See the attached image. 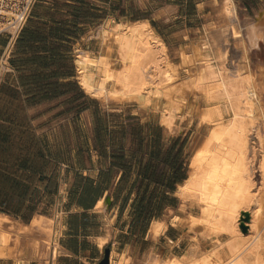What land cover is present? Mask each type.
Masks as SVG:
<instances>
[{
  "label": "crops",
  "instance_id": "1",
  "mask_svg": "<svg viewBox=\"0 0 264 264\" xmlns=\"http://www.w3.org/2000/svg\"><path fill=\"white\" fill-rule=\"evenodd\" d=\"M182 1L36 0L15 36L0 34V214L21 239L0 264H99L107 247L111 256L127 246L141 251L151 240L154 216L138 227L135 202L147 201L138 192L151 182L146 166L152 169L154 140L165 146L166 132L158 122L153 135L151 120L87 94L77 79L76 48L97 55L99 40L86 37L100 24L134 21L137 9L169 20ZM140 18L152 23L154 16ZM42 216L56 221L55 259L35 248Z\"/></svg>",
  "mask_w": 264,
  "mask_h": 264
},
{
  "label": "bare ground",
  "instance_id": "2",
  "mask_svg": "<svg viewBox=\"0 0 264 264\" xmlns=\"http://www.w3.org/2000/svg\"><path fill=\"white\" fill-rule=\"evenodd\" d=\"M29 1L0 0V34L16 35L21 3ZM211 2L220 22L213 25L215 36L205 25L201 41L177 50L178 63L148 18L103 21L86 37L99 40V53L92 55L79 44L76 48L77 79L87 94L105 104L135 103L144 112H157L166 133L176 132L178 120L194 130L186 176L173 191L179 209L168 206L151 220V241L143 252L128 246L121 252L114 249L111 264H264L263 161L257 165L258 153L264 156V110L251 101L258 91L248 63L251 47L264 38V10L244 25L234 0ZM230 46L237 53L233 58ZM98 206L104 208L105 202ZM8 219L0 214V256L21 241L5 228ZM55 222L52 216L40 217L33 234L39 254L54 259L59 246L57 240L53 244ZM170 222L187 230L184 248L174 246L180 237L169 232L160 242ZM107 239L99 238L100 245Z\"/></svg>",
  "mask_w": 264,
  "mask_h": 264
},
{
  "label": "rangeland",
  "instance_id": "3",
  "mask_svg": "<svg viewBox=\"0 0 264 264\" xmlns=\"http://www.w3.org/2000/svg\"><path fill=\"white\" fill-rule=\"evenodd\" d=\"M209 0H183L182 4L184 5L180 11L173 15L172 18L162 19L158 16H155L154 10L143 11L137 9L133 11V17L140 18L142 16L151 17L152 24L154 27L164 36L166 42L170 46V54L174 62H179L178 49L184 48L186 45L190 43V41L202 40L203 30L205 25H209L210 35L215 36V26H219L220 22L217 17V6L216 4H207ZM237 4V16L240 19L239 21L245 25L248 20H254L257 16V13L261 10H264V0H234ZM201 7V8H200ZM215 7V8H214ZM212 15V16H209ZM210 18V19H209ZM214 18V19H213ZM218 20V21H217ZM243 20V21H242ZM245 20V21H244ZM213 21V22H212ZM215 21V22H214ZM217 21V22H216ZM212 24H211V23ZM208 23V24H207ZM214 25V27H213ZM213 27V28H212ZM188 30V31H187ZM186 35L184 36V34ZM187 36V37H186ZM248 53V63L250 68L254 71V75L257 82V91L258 95L251 96V101L254 104H260L261 109L264 110V38H261L258 41L257 46L251 47ZM234 47L230 46V58H233L237 55L235 54ZM185 69L181 68V77L185 78L187 73L184 71ZM257 101V102H256ZM114 103V102H112ZM128 105L121 103L118 108H122L127 111V113L136 114L142 121L151 120L154 124L153 135H159L157 123L159 122L157 112H144L142 111L138 105L135 103H127ZM111 106H115V104H111ZM142 111V112H141ZM178 120L176 122V132L173 134L164 133V128H161V132L164 133V136L167 140L163 141L165 146L163 145V150L167 148V151L170 150V155H166L164 150V163H159L160 160L157 159V156H153V166H154V174L160 175L163 171L165 172L166 179L163 182L166 184L168 181H171V177H185L188 170V158H189V146L194 137V130L192 128H186L184 124ZM183 126V127H181ZM181 127V128H180ZM181 129V131H180ZM179 132V133H178ZM155 145V144H154ZM154 151V150H153ZM168 154V153H167ZM154 155V154H153ZM156 155V154H155ZM260 160L263 161L264 166V156L259 152L257 158V165ZM180 165V170L178 174H174L173 165ZM157 167H156V166ZM154 175V177H156ZM152 178L150 184H146V182H142L140 185V192H138V199L140 197H144L147 201H149L148 209L146 212H140V209L143 208L146 202L143 204H136V210H138L141 214V218L138 219L141 225L138 227H145L150 216H162L167 209L166 206H171L174 208V211L177 212L178 208V200L168 185H162L158 181H154ZM256 180L259 186H262L261 183V172L259 170L256 171ZM167 181V182H166ZM148 183V182H147ZM176 187V183H175ZM146 214V215H145ZM244 222H247V219H244ZM246 229L249 227L245 223L243 224ZM169 234L173 238L177 239L180 237V240L177 243H174V246L184 248V244L186 239L189 238L187 236V230L184 229L180 231V227L175 224V222H170L169 226ZM185 231V232H184ZM185 240V241H184ZM151 241V240H150ZM148 243L143 244L142 252L149 245ZM164 241L161 240V243ZM189 248L188 246H185Z\"/></svg>",
  "mask_w": 264,
  "mask_h": 264
},
{
  "label": "trees",
  "instance_id": "4",
  "mask_svg": "<svg viewBox=\"0 0 264 264\" xmlns=\"http://www.w3.org/2000/svg\"><path fill=\"white\" fill-rule=\"evenodd\" d=\"M139 19V18H138ZM137 20V19H136ZM135 21V20H134ZM153 25V24H152ZM154 26V25H153ZM159 32V31H158ZM160 33V32H159ZM161 34V33H160ZM162 35V34H161ZM163 36V35H162ZM164 37V36H163ZM154 151H153V156H157V159H159L160 160V162L159 163H164L165 162V160H164V150H163V147L161 146V144L159 143V142H157L156 143V140H154ZM168 153V154H167ZM156 154V155H155ZM166 155H170V150L169 151H167L166 152ZM156 166V165H155ZM157 167V166H156ZM150 164L148 163L147 164V166H146V170H145V176H146V178L148 179V180H150V181H152V178H154L155 180L154 181H158L160 184H162V185H168L170 188H171V190L172 191H174L175 190V183H177V182H179V181H181V180H183L185 177H181L180 178V176H177V177H174V178H172L171 177V181H166L167 183L165 184L164 182H163V180L164 179H166V176H165V172H161L160 173V175H156V174H154V175H156V177H154V175H153V172H154V166L152 167V169L150 170ZM173 168H174V174H178V172H179V170H180V165L178 164V165H176V164H174L173 165ZM143 202L144 201H140V202H138L139 204L141 203V204H143ZM148 205H149V201H147L144 205H142L143 206V208L142 209H140V212H146L145 210H147L148 209ZM159 215H156V216H154L153 218H155V217H158ZM152 218V219H153Z\"/></svg>",
  "mask_w": 264,
  "mask_h": 264
},
{
  "label": "built area",
  "instance_id": "5",
  "mask_svg": "<svg viewBox=\"0 0 264 264\" xmlns=\"http://www.w3.org/2000/svg\"><path fill=\"white\" fill-rule=\"evenodd\" d=\"M36 0H30L28 3L26 2H22L21 3V7H20V12H22V16H21V21L20 24L16 30V34L22 29L23 25L25 24L26 20L28 19L30 13H31V9H32V5Z\"/></svg>",
  "mask_w": 264,
  "mask_h": 264
},
{
  "label": "water",
  "instance_id": "6",
  "mask_svg": "<svg viewBox=\"0 0 264 264\" xmlns=\"http://www.w3.org/2000/svg\"><path fill=\"white\" fill-rule=\"evenodd\" d=\"M108 201H110L109 198H108ZM110 261H111L110 260V247H107L105 249L104 258L100 261L99 264H111Z\"/></svg>",
  "mask_w": 264,
  "mask_h": 264
}]
</instances>
